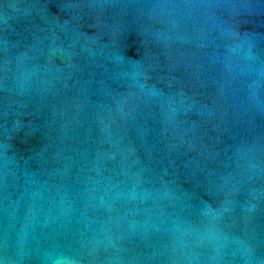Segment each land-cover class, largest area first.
I'll return each instance as SVG.
<instances>
[{
    "label": "water",
    "instance_id": "95a60500",
    "mask_svg": "<svg viewBox=\"0 0 264 264\" xmlns=\"http://www.w3.org/2000/svg\"><path fill=\"white\" fill-rule=\"evenodd\" d=\"M0 264H264V0H0Z\"/></svg>",
    "mask_w": 264,
    "mask_h": 264
}]
</instances>
